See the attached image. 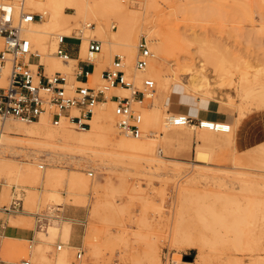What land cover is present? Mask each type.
Returning <instances> with one entry per match:
<instances>
[{
	"label": "rangeland",
	"instance_id": "rangeland-1",
	"mask_svg": "<svg viewBox=\"0 0 264 264\" xmlns=\"http://www.w3.org/2000/svg\"><path fill=\"white\" fill-rule=\"evenodd\" d=\"M109 2L118 5L98 4L97 9L105 6L106 10L97 20L102 21L120 43L116 46L120 53L116 54L123 58L124 71L127 55L123 52L126 48L123 38L134 36L137 45L141 37L148 42L151 34L160 32L169 38V51L164 61H158L162 73L172 74L170 64L178 58L196 63L203 60L207 64L206 59L214 58L211 54L215 51L216 57L232 73L233 80L250 66V73L246 75L248 81L253 82L254 87L264 83V0H161L147 11L143 0ZM65 11L72 12L71 9ZM83 22L81 20L78 26L82 27ZM88 22L91 27L96 25V21ZM181 34L182 40L173 39L176 38L173 35ZM90 38L101 43V51L93 54L102 62L101 69L109 67L113 57L109 61L105 58L104 52H108L105 39ZM147 44L156 55L149 42ZM32 50L36 51L33 44ZM69 66L63 73L71 83L75 62ZM207 67L211 69L209 64ZM179 80L182 82L185 78L180 76ZM227 80L224 79L221 88H215L214 100L182 83H178L182 89L176 87L173 92L188 94L195 102L218 104L229 119L227 123L235 122L241 113L233 136L197 127L166 125L163 122L175 113L170 109L169 100L164 101L158 111L153 98L145 96L141 103H132L134 109L145 113L144 120L141 119L142 136L138 140L149 141L151 150L144 154H122L110 149L115 154L86 152L76 153L72 158L66 149L57 148L48 153L44 147L11 139L10 142L24 146H13L12 151L0 148L1 162L8 166L0 170V219L8 218V224L35 233L31 241L0 238V264L24 261L55 264L59 251L56 246L60 244V250L64 249L63 237L60 233L52 236L47 231L51 225L61 227L63 224L70 227L68 242L75 246L66 264L73 260L77 248L84 252L83 264H154L155 257L158 264H167L166 260L180 264L178 256L179 260L192 261L196 255L206 258L200 264H219L217 260L221 256L222 264H226L224 256L230 253L245 257L246 264L256 255L264 259V221L257 213L249 215L239 208L252 207L264 200V104L235 95ZM132 83L135 89L143 90L142 86ZM89 84L99 89L103 81L95 84L89 79ZM227 94L234 95L231 105L227 103ZM105 107L109 105L106 103ZM109 109L113 110V103ZM246 120L251 122V128L244 130L241 125ZM60 124L74 135L83 132L64 121ZM91 124L92 117L89 127ZM112 124V128L106 130L111 140L120 137L135 140L123 135L115 126V120ZM240 131L245 132L240 134ZM197 151L205 156L200 162L196 161ZM40 164L43 168H39ZM12 168L18 169L21 175L16 176ZM89 172L92 176H88ZM182 186L188 187L187 190L183 192ZM81 187L85 194L80 196L79 202L73 203L69 193H76ZM14 188L16 193H21L23 210L4 212L3 206L9 204ZM52 195L59 199L51 198ZM46 213L51 216L48 223L52 224L36 228V215ZM236 227L242 232L235 230ZM235 232L240 238V252L227 239ZM172 237L179 240L174 241ZM192 244L200 246L201 253Z\"/></svg>",
	"mask_w": 264,
	"mask_h": 264
},
{
	"label": "bare ground",
	"instance_id": "bare-ground-1",
	"mask_svg": "<svg viewBox=\"0 0 264 264\" xmlns=\"http://www.w3.org/2000/svg\"><path fill=\"white\" fill-rule=\"evenodd\" d=\"M143 1H144L143 2L144 9L146 11L155 8L158 4L161 3V0H143ZM103 2L107 4L106 7L118 5V3L109 2V0H107V2L105 0H25V9H27L30 13L39 14L40 18L27 24V26L24 27L23 29V34L27 39H29L30 43L34 45L38 56H40V63L44 65V68L47 72L48 71L64 72L68 70V68L70 67L69 63L75 62L74 60L69 59L67 63H62L58 60V57L54 54L59 36L71 35L73 31H75L76 32L75 36L78 37L80 36L82 38L81 53H80L81 57L88 56L89 58L94 59L97 62L96 70L94 69L95 72L89 76L91 83L96 84L101 81L100 73L99 71H97V69L101 68L102 62L100 61L99 58H96L95 55L87 53L88 38L96 37L99 40L101 38L105 39L103 41H105L106 47H108V52L105 51L104 54H107L105 58L106 60L108 58V61L113 57L114 54L119 52V51L117 52L116 46L120 44L119 42H116L115 35L109 29H107V26L105 28V24L102 21L97 20L98 15H102L104 13V10H106L105 6H103L102 9H97L98 4H101ZM65 9H71L72 12L67 13ZM81 20L82 22L84 21L83 22L84 25L82 27H79L78 25L81 22ZM88 21H96V25L91 27V22ZM148 31H150V29H148ZM165 34L158 32L156 34H151V37L148 38V42L156 52V55L155 54L151 55L146 68L143 70H136L132 64L133 62L132 59L137 51V45L134 43L135 37L133 36L134 37L133 38L130 35H128L127 37L123 38L124 43L122 42V44L126 46V48L124 47H123L124 49L122 48L124 50L123 52L127 55V62L125 68L126 71H124L125 77L132 79V81L135 84H138V87L142 86V81L146 77H150L155 82V90L150 97L153 98V101L156 103L155 107L158 111L161 109L163 102L168 99L169 95L172 94L171 92L174 91L176 87L182 89V87L180 86L181 84L179 85L178 83H182L191 90L198 93H202L204 97H208L211 100H214L213 93L215 88H221L224 83L223 81L226 78L228 79L226 81L228 82L227 83L228 87H230L235 91V95L237 94L243 98L257 99L261 104H264V83H259L260 84L259 87H254V83L248 81V76L246 75L250 73L249 70L250 66L249 67L246 66L245 70H242L240 77L236 80H233V78L231 77L232 73L229 70H227L228 68L225 67L224 62H222L220 58L216 57L217 53H215V51L212 52L211 54L214 58L211 59L207 58L205 61L207 62V64L211 66V69L207 67L206 63L202 62L203 60L196 63L188 58H183L181 60L178 58L175 60L173 64H170L172 74L162 73L158 61H162V60L164 61L167 55L166 53H168L169 51L168 50L169 38L168 36H166L167 34L166 35ZM173 36L176 37L173 38L175 40L177 38L180 40L184 38L182 34L181 36L179 35H173ZM172 43L173 44L175 43L174 40L172 41ZM203 53L207 54L206 52ZM228 71L231 73V75L228 74L229 73ZM209 75H213V77L211 78L209 77ZM180 76H183L185 78V81L181 82L179 80ZM173 85H175L174 88H172ZM129 94L130 91L129 89L126 88L112 87L108 89L105 92V95L107 97L106 101L100 103L98 101L97 103L99 104L95 107V109H93V114L91 116L92 117L91 126L88 129L82 130L83 132L79 135H74L70 129L66 128L65 126H62L60 123L57 126L51 125L48 118L43 115L42 118L40 117L39 121L37 120V122L34 121L30 122L32 124L17 122L13 120V118L12 119L6 118L7 120L3 119L1 120L2 122H0V148L4 150L12 151L13 146L19 148H22L24 146L10 142L11 139H14V141L17 140L19 142H24L26 144L30 143L35 147L38 146L44 147L48 150V153L55 152L57 148L66 149L70 153L69 157L72 158L76 153L84 154L86 152L110 155L112 153L111 150L114 151L118 150L122 154H130V153L144 154L145 152L151 150L149 141L138 140V139L128 140L122 137L115 140H111V138L106 133V130L112 128L113 126L112 122H114L115 120V115L113 113V110L111 111V109H109L110 105L113 103V101L109 99V96L110 95L128 96ZM232 98H234V95L227 96L226 100L228 101L227 102L228 105L233 104ZM106 103L109 105V107L107 108L105 107ZM137 104L138 103H136V105ZM200 104L204 105V101H202ZM134 108L136 107L134 106ZM142 111L141 113H143V115L141 114V116H143V118L141 117V119L143 121L145 117V113L144 111L143 112ZM240 115L242 114L240 113ZM240 115L239 117H237L235 122L233 123L226 122L227 124H229L228 131L226 132L219 131V132L230 133L233 136L235 124L241 118ZM170 116L167 117V122H163V123H165L166 125H171L168 122V118ZM203 130L213 131L209 129H203ZM0 152H2V150ZM1 160L2 157H0V170L6 169V167L8 166L3 164ZM12 170L15 171L16 176L19 177L21 175V172L18 169L12 168ZM187 188L188 187L183 188L182 186L181 189L184 192L187 190ZM83 194H85L84 188L81 187L79 188L78 191H76V193L74 191L70 192L69 199L72 200L73 203H77L79 202V199H81L80 196H84ZM51 198H55V200L59 199L57 195H52ZM69 199H67V201H69ZM243 206L244 207L239 206L240 211L242 210V212H246L248 214L257 213V215L260 216L262 221H264V200H260L259 202L256 203V205L254 206L252 205V207L247 205H243ZM207 210H209L208 207ZM50 224L52 223L49 222L47 224V227ZM236 228L237 229L235 230H237L238 232H242L239 230L238 227ZM241 230H243L244 232V229ZM47 232L52 236H54L57 233H60L62 235L64 249L61 251L60 249L62 248V245L59 244L61 247L59 251H57L56 253L55 264H66L71 249H75V246L70 245L68 242L70 227L68 226V224H63L61 225V227H57L56 225H51L48 227ZM174 232H176V229L174 230ZM235 235L236 232L233 236L227 237V239L230 242V244H232L234 247L237 248L241 244L239 243L240 238ZM172 239H175L174 241L179 240L176 237L174 238L172 237ZM192 247L196 248L198 253H201L200 246L196 244H192ZM237 252H240V247H238ZM256 256L257 257L251 258L250 261H248V264L249 263L264 264V259L260 258L259 257L260 255H256ZM224 257H226V261H225L226 264L247 263V261H245V257L236 256L232 253L225 255ZM155 258L158 259V257ZM157 259L153 261L154 264H158ZM177 259L180 264H194V263L200 264L203 263L206 258L201 255L200 256L196 255L192 259V261L179 260L180 259L179 256L177 257ZM223 262L224 259L222 258V256L221 258L219 257L217 263L222 264Z\"/></svg>",
	"mask_w": 264,
	"mask_h": 264
},
{
	"label": "built area",
	"instance_id": "built-area-1",
	"mask_svg": "<svg viewBox=\"0 0 264 264\" xmlns=\"http://www.w3.org/2000/svg\"><path fill=\"white\" fill-rule=\"evenodd\" d=\"M38 18L39 14L25 9V0H0V120L13 118L30 123L44 115L53 126L64 121L76 130H85L89 127L93 107L98 101L107 99L105 92L112 87H121L129 89L130 94L109 96L113 101L115 126L123 135L139 139L142 136L141 113L132 107V103H141L145 96L150 97L155 90L154 81L146 77L142 81L143 90L135 89L132 81L125 77L123 58L119 54L113 55L110 66L100 75L103 85L99 89L88 85L90 73L87 69L78 67L76 61L71 83L61 71L48 73L39 62L37 52L32 50L29 39L22 35L24 27ZM64 37L65 35L59 36L54 54L67 63L70 58L60 47ZM100 51L101 43L96 39H89L87 53L98 54ZM151 55L146 39L141 37L137 42L134 68L145 69ZM84 60L95 62L89 57ZM170 115L168 122L174 126L225 132L229 130V124L224 121L195 119L183 113ZM39 168H43V164ZM88 176H92V172ZM20 195V191L16 193L14 188L11 200L7 206H3V211H22ZM50 217L47 213L37 214L35 219L38 228L46 225ZM60 247L57 245L56 249L59 250ZM83 261L84 252L77 248L69 264H83ZM166 262L175 264L170 260ZM22 264L29 262L24 261Z\"/></svg>",
	"mask_w": 264,
	"mask_h": 264
},
{
	"label": "crops",
	"instance_id": "crops-1",
	"mask_svg": "<svg viewBox=\"0 0 264 264\" xmlns=\"http://www.w3.org/2000/svg\"><path fill=\"white\" fill-rule=\"evenodd\" d=\"M81 44H82V38L75 35H66L60 44V47L62 50L67 54V56L76 61V65L82 69H87L90 73L95 72L96 70V61L95 62H89L87 60H84L83 58L88 57L84 56L81 57ZM39 62H40V56H39ZM95 69V70H94ZM104 69H97L99 71L100 75L102 74ZM188 94L184 93H176L172 91V94L168 97L167 100L170 102V109L172 112L175 113H183L190 117H193L195 119H211V120H217V121H224L227 122L229 119L226 116V114L222 111L221 107L218 104H212V102H206L204 105L200 104V101L195 102L194 99H191L188 97ZM206 104V105H205ZM251 122L249 120H246L244 123H242L241 127L246 129H250ZM245 132V131H244ZM243 131H240V134L244 133ZM196 161H201L205 159V156L202 152L197 151L196 152ZM35 227L38 228V224L36 222V219H34ZM34 230H26L17 226H12L8 224V218L0 219V238L5 240L7 238H19L23 240L31 241L34 239Z\"/></svg>",
	"mask_w": 264,
	"mask_h": 264
},
{
	"label": "water",
	"instance_id": "water-1",
	"mask_svg": "<svg viewBox=\"0 0 264 264\" xmlns=\"http://www.w3.org/2000/svg\"><path fill=\"white\" fill-rule=\"evenodd\" d=\"M188 259L190 260V259H191V257H188Z\"/></svg>",
	"mask_w": 264,
	"mask_h": 264
}]
</instances>
